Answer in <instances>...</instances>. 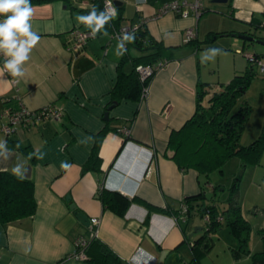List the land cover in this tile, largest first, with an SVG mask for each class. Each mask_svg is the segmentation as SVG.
I'll return each mask as SVG.
<instances>
[{
    "label": "crops",
    "instance_id": "1",
    "mask_svg": "<svg viewBox=\"0 0 264 264\" xmlns=\"http://www.w3.org/2000/svg\"><path fill=\"white\" fill-rule=\"evenodd\" d=\"M94 1L59 0L32 5L30 22L40 40L23 65V77H13L4 70L6 58L0 54V141H6L13 153L6 162L0 156V172L13 174L15 166L21 170L31 166L29 179L36 202L32 217L6 225L0 222V264H88L71 258L78 237L92 238L75 210L88 219L100 220L96 238L124 264H135L133 257H140L139 249L154 257H140L139 264H196L191 244L205 229L200 227L201 231L187 239L199 228V223L192 221L196 212L186 223L171 215L149 212L145 204L158 210H180L186 197L211 191L212 185L199 181L195 170L183 171L171 160L169 137L193 116L198 83L210 84L202 79L204 68L201 69L198 50L203 44L199 43L209 33L239 38L238 35L252 36L264 30V0H227L225 4L198 0L202 5L198 20L172 13L152 20L159 7L176 0H112L120 3L119 24L147 20L144 28L148 36L161 43L171 59L152 78L145 103L122 101L108 112L107 120L104 114L111 103L109 92L116 81L118 65L126 54L136 58L140 53L128 48L123 55H117L119 41L106 26L81 52L68 49L71 31H91L76 17L88 15ZM4 18L0 16V20ZM188 29H194L197 45L185 43ZM237 52L245 58L242 49ZM131 68L132 63L125 62L124 71ZM18 99L30 111L52 104L63 112L62 118L29 128L18 127L5 136L1 130L6 123L2 113L17 110ZM106 122L113 130L100 145V171L84 172L94 137ZM124 127L131 129L127 139L120 132ZM62 162L68 168H62ZM102 192L117 193L131 201L122 216L104 207L99 198ZM221 236L212 241L200 264L250 261V257L233 260L229 251L232 239ZM220 240L223 245L217 247ZM250 240L249 249L255 253L257 246L251 248Z\"/></svg>",
    "mask_w": 264,
    "mask_h": 264
},
{
    "label": "trees",
    "instance_id": "2",
    "mask_svg": "<svg viewBox=\"0 0 264 264\" xmlns=\"http://www.w3.org/2000/svg\"><path fill=\"white\" fill-rule=\"evenodd\" d=\"M59 0H30L31 5L51 3ZM97 13L103 11L102 1L95 0ZM120 7H116L117 16L112 22L105 26L110 33L118 29L121 25ZM92 8L88 11V13ZM259 27V26H258ZM264 28V27H263ZM218 33H209L203 42L199 44H210L216 39ZM264 40V39H262ZM194 41L189 44H194ZM197 42V41H196ZM197 45V43H195ZM128 48H134L140 55L131 58L126 54L120 61L117 68L116 81L110 92V104H120L122 101L140 102V96L144 87L150 84V80L145 82L140 80L136 67L139 65H156L161 62H169L170 54L161 43L151 39L145 28H141L135 35L134 42L126 43ZM200 48V47H199ZM258 58L264 56L255 55ZM132 63L131 71L125 72L123 66L125 62ZM254 67L249 65L245 72L235 74L226 84H221L215 88L211 84L199 82L196 91V108L193 116L177 131H172L168 141V148L172 150L171 160L183 171L195 170L199 176L208 177L213 171H220L222 165L231 157H238L241 160V172L247 166L260 165L261 156L264 152V121L259 136L248 146H241V135L245 130L250 115V107L243 100L244 94L251 79L255 76ZM154 77V76H153ZM113 129L105 127L94 137V146L90 152L88 160L83 168L87 171H100L101 159L99 157L100 145L108 132ZM125 139L129 137H125ZM34 161V159H31ZM240 176L232 183L227 198L223 201V209L218 208V193L221 186H212L211 194L207 195L204 190L196 196L186 197L183 205L187 212L181 215L180 210H158L148 204L145 207L150 211H156L173 216L176 220L188 222L191 213L195 211L202 219L208 217L205 222V229L200 237L191 244L196 264L206 256L212 247V234L221 230L224 226L228 228L232 238L229 251L233 260L238 261L250 257L252 264H264V227L259 231L262 248L260 251L251 253L249 240L251 226L241 213L239 205L238 182ZM210 184L209 180H205ZM101 193L99 198L105 208L110 209L115 214L122 216L130 205V200L117 194L106 192ZM196 205V206H195ZM36 210V202L33 196V182L31 179H19L9 172H0V222L3 225L13 223L25 218H30ZM79 212L74 211L77 215ZM264 217V210H262ZM221 217V220H218ZM183 233L184 230H183ZM88 264H124L106 245L101 243L96 237L89 239L88 247L85 251Z\"/></svg>",
    "mask_w": 264,
    "mask_h": 264
},
{
    "label": "rangeland",
    "instance_id": "3",
    "mask_svg": "<svg viewBox=\"0 0 264 264\" xmlns=\"http://www.w3.org/2000/svg\"><path fill=\"white\" fill-rule=\"evenodd\" d=\"M252 36L264 39V30L253 32ZM224 37L218 35L212 44H210V47L204 43L200 50H198V58L200 65H202L201 69L204 68L202 79L210 82L215 88H219L221 84L228 82L225 81L227 80L226 78H232L234 73L241 74L245 72L248 67V63L243 55L236 54L238 53L237 50L242 49L244 54L250 53L264 56V46L262 45L255 42L243 41L237 37ZM234 59H236V63ZM225 72H228L227 77H225ZM255 73L243 97V100L250 107V115L245 130L241 135V146L250 145L259 136L264 121V73L261 74L258 71ZM240 167L241 160L238 157H231L222 165L221 172L213 171L208 177L201 175L199 181L209 180L212 186L220 185L222 187L221 190L224 189L217 196L219 200L217 203L218 208L222 210L224 207L223 201L227 198L232 183L235 178L240 176L238 182L239 205L243 218L251 226V248L256 245V251L258 252L262 248L259 231L264 227V217L262 215V210H264V152L261 156L260 165L247 166L242 172ZM210 194L211 192L207 195ZM192 221L198 222V227L205 226L204 220L196 213ZM221 235L224 238L228 237V241L232 239L226 226L212 234L211 238L216 242L218 241L217 238ZM228 241L224 246H227ZM220 245H223L222 240H220V244L217 247H220ZM209 263H212V261ZM247 264H252L251 260Z\"/></svg>",
    "mask_w": 264,
    "mask_h": 264
},
{
    "label": "built area",
    "instance_id": "4",
    "mask_svg": "<svg viewBox=\"0 0 264 264\" xmlns=\"http://www.w3.org/2000/svg\"><path fill=\"white\" fill-rule=\"evenodd\" d=\"M101 1H102V8L104 11L106 7V0H101ZM111 5L116 9V6L114 5L112 0H111ZM168 13H172L183 19L192 16L193 18H195V20H198L200 15L202 14V5L198 0H195L193 2H188V0H176L159 7V9L156 12V15L152 18V20L164 16ZM114 19L110 20L108 23L112 22ZM146 22L147 20H141L138 24L120 26L118 29L113 30V33H111V35L112 37L116 38L118 41L123 37L125 33H131L134 34L135 36L137 32H139V30L144 27ZM92 38L93 36L91 35V31H83V30L75 29L70 33V40L68 42L67 47L70 51L81 52L85 48L87 42ZM195 39H196V33L194 32V29L186 30L185 43H189L191 41H194ZM126 43L127 42H125L124 45L125 49H126ZM245 58L247 63H249V65L254 67L259 73L261 74L264 73L263 58L262 59L258 58L254 54H249V53L245 54ZM166 63L167 62L165 61L164 62L160 61L158 64L153 66L139 65L136 67V72H138L140 80L145 82L146 80L148 79L150 80L151 78H153L156 72L159 71L161 68H163L166 65ZM12 84L13 86H16L17 81L13 80ZM149 85L144 87L142 90L140 96V102H139L140 104L145 103L147 100ZM18 101H19V108L17 110L12 111L6 109L2 113V118L6 120V123L2 126L1 130L5 136L11 135L18 127L29 128L32 126H37L45 121H59L62 118L63 112L52 104L44 106L38 109L37 111H30L23 106V104L20 102V99H18ZM120 132L123 136L129 137L131 129L129 127H124L120 129ZM186 212H187V208L184 205H182L181 206L182 220H183V215ZM203 220L207 222L208 217L205 216ZM218 220H221V217H219ZM99 224H100V220L98 218L89 219L88 227L90 229L92 237H96L97 228ZM88 242L89 239L84 238L82 236L78 237L75 241V250L71 258L76 261L86 262L87 255L85 254V251L88 247Z\"/></svg>",
    "mask_w": 264,
    "mask_h": 264
},
{
    "label": "clouds",
    "instance_id": "5",
    "mask_svg": "<svg viewBox=\"0 0 264 264\" xmlns=\"http://www.w3.org/2000/svg\"><path fill=\"white\" fill-rule=\"evenodd\" d=\"M34 9L30 0H0V16H4L0 20V54H3L5 59L4 70L9 72L13 77H23V65L30 59L32 49L38 44L40 36L33 31L31 18ZM117 15L116 9L111 5V0H106V7L104 11L97 14L96 6H92V10L88 15H78L77 21L84 24L87 28L91 29V35L96 37L98 32H101L105 25ZM103 34L108 35L107 31ZM135 36L131 33H125L119 40L117 45V55H123L126 49L124 48L125 42H134ZM39 151V149H37ZM13 155L11 150L7 148L6 141H0V156H3L4 162ZM35 155V153H34ZM42 159V156H37ZM62 168H68L66 163L61 164ZM12 173L19 179L24 178V171L26 169L19 166L12 168ZM140 257H147L151 260L154 257L145 252L143 249L138 250ZM140 257H133L135 264H139ZM147 264V261H145Z\"/></svg>",
    "mask_w": 264,
    "mask_h": 264
},
{
    "label": "water",
    "instance_id": "6",
    "mask_svg": "<svg viewBox=\"0 0 264 264\" xmlns=\"http://www.w3.org/2000/svg\"><path fill=\"white\" fill-rule=\"evenodd\" d=\"M113 3H114V5H115L116 7H118L119 4H120L118 1H113ZM211 3L225 4V3H227V0H212ZM238 37H239L241 40H243V41H247V42H255V43L259 44V45L264 46V40L257 39V38H255L254 36L247 35V34H242V35H238ZM115 106H116V103H112V104L109 105V107L107 108V111H106L105 114H104V120H107V119H108V112H109L110 110H112ZM30 174H31V166H28V167L26 168V171L24 172V178L29 179V178H30ZM66 200L69 201V197H66ZM69 208H70L71 210H74L75 206H74L73 204H70ZM77 219H78V221H79L82 225H84L85 227H88V226H89V219H88L85 215H83V214H81V213H78V214H77ZM197 231H201V228H200V227H199V228H196L192 234L188 235L187 239H191L192 236H193L195 233H197Z\"/></svg>",
    "mask_w": 264,
    "mask_h": 264
}]
</instances>
